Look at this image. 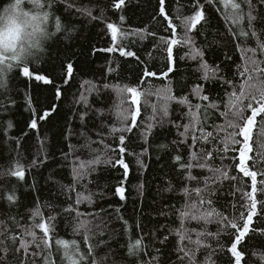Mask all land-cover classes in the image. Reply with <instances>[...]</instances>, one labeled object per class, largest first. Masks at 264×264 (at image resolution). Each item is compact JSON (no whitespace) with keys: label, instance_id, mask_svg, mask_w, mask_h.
<instances>
[{"label":"snow or ice","instance_id":"1","mask_svg":"<svg viewBox=\"0 0 264 264\" xmlns=\"http://www.w3.org/2000/svg\"><path fill=\"white\" fill-rule=\"evenodd\" d=\"M33 2L44 46L0 51V264H264V0Z\"/></svg>","mask_w":264,"mask_h":264},{"label":"trees","instance_id":"2","mask_svg":"<svg viewBox=\"0 0 264 264\" xmlns=\"http://www.w3.org/2000/svg\"><path fill=\"white\" fill-rule=\"evenodd\" d=\"M8 3V0H0V7L5 6ZM57 15H59V13H57ZM73 15H75L73 13ZM65 17H67V13L64 14ZM115 19V18H113ZM63 21V18H62ZM147 21V17L146 16H141L140 14H137L136 16H133L129 23L130 24H140L142 22H146ZM54 23V22H53ZM96 31H98L97 28H92V32L95 33ZM103 46V45H101ZM55 47H61L60 41H57ZM183 53H181L182 55ZM100 63H103V59H101L100 61L97 62V65H93L91 71L95 72L98 68V65ZM158 68L159 67H163L162 64H158L157 65ZM195 67V65L193 64L192 61H187L186 63L181 61L180 65H179V71L177 72V75L175 77V80L177 82L184 80V81H188L189 83L193 82L194 78L192 77V69ZM89 78V77H86ZM77 79H80V77H77ZM132 82L135 83V78H132ZM159 83V82H157ZM78 85H73L72 88V92H76ZM73 97L72 94L70 93L69 96L67 97L65 104H64V108L65 110H67V108L69 107V104L71 103ZM150 111V110H147ZM10 119H13L14 122L18 123L19 128H23L24 127V123H23V116H21L20 114H15L12 117H8ZM53 131H55V129H53ZM19 131L18 129H13V133L12 135H19ZM49 135H51V133H49ZM3 137H0V153H3L5 156L7 155V150H8V145L4 144L3 142ZM30 143H34V141H30ZM38 147V146H37ZM133 147H135V145H133ZM137 151L139 150L138 148L136 149ZM36 151V148L33 149V152ZM21 157L24 158L23 162L25 164H27V156L28 154L21 152L20 153ZM126 162L129 163L130 165V174H129V181H128V188L129 191L131 192V185H134L137 183L138 180V176L136 174V162L132 157H127L126 158ZM11 166V162L7 159H3L0 158V171H5L7 170L9 167ZM55 166L53 165H48L45 168H42L37 176L38 180H39V184H38V189H39V195L41 197L42 200L44 199H49V198H54L55 194H56V186L55 184L48 182L46 183V178L49 176V174L53 171V168ZM150 173L155 171V166L153 165L152 167H150L149 169ZM114 172V173H113ZM111 173V176L104 182H107L110 186L108 189H106V191H108L109 193H111L112 191H114V189L111 187V185L116 183V180L118 179V175L115 171H113ZM26 177L29 179V181L31 180V176L26 172ZM54 178L56 180H61L63 179L64 182H66V180L70 177H68L67 175V169H65L63 172H61L58 168L54 174ZM15 183V178H10V179H5L0 177V185L2 184H12ZM92 190L93 191H99V189H97L95 187V185L92 186ZM20 195L23 201L24 205H28L31 206L34 203V196L36 195L35 192H25L23 188L20 189ZM132 195L135 196V192H132ZM61 199H63V197H61ZM99 199V198H97ZM102 205L104 207H107V205L109 203L113 204L114 206L118 203V197H112L111 199L108 200H104L101 202ZM82 208L85 206H81ZM129 211L132 208V204L131 202H129L126 206ZM123 211V210H122ZM127 215V214H126ZM117 226H119L117 224ZM250 264H254L253 261L250 260Z\"/></svg>","mask_w":264,"mask_h":264},{"label":"clouds","instance_id":"3","mask_svg":"<svg viewBox=\"0 0 264 264\" xmlns=\"http://www.w3.org/2000/svg\"><path fill=\"white\" fill-rule=\"evenodd\" d=\"M43 2V0H41ZM9 7H0V51L14 55L23 63L31 60L32 53L42 48L48 39V26L44 24L38 12L41 11L33 0H8ZM15 5V7H12ZM21 45L23 52L20 51Z\"/></svg>","mask_w":264,"mask_h":264},{"label":"bare ground","instance_id":"4","mask_svg":"<svg viewBox=\"0 0 264 264\" xmlns=\"http://www.w3.org/2000/svg\"><path fill=\"white\" fill-rule=\"evenodd\" d=\"M114 173V172H113Z\"/></svg>","mask_w":264,"mask_h":264}]
</instances>
